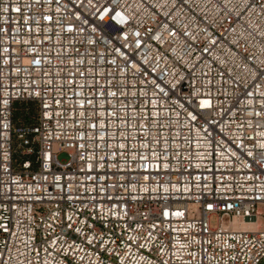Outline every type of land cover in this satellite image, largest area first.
Instances as JSON below:
<instances>
[{
    "label": "built area",
    "instance_id": "obj_1",
    "mask_svg": "<svg viewBox=\"0 0 264 264\" xmlns=\"http://www.w3.org/2000/svg\"><path fill=\"white\" fill-rule=\"evenodd\" d=\"M263 259L264 0H0V264Z\"/></svg>",
    "mask_w": 264,
    "mask_h": 264
},
{
    "label": "rangeland",
    "instance_id": "obj_2",
    "mask_svg": "<svg viewBox=\"0 0 264 264\" xmlns=\"http://www.w3.org/2000/svg\"><path fill=\"white\" fill-rule=\"evenodd\" d=\"M16 107H20L19 104H15ZM58 158L63 160L66 158V154L64 152H61L58 154ZM211 223L214 225L216 223V216L211 217ZM259 264H264V259L259 263Z\"/></svg>",
    "mask_w": 264,
    "mask_h": 264
},
{
    "label": "bare ground",
    "instance_id": "obj_3",
    "mask_svg": "<svg viewBox=\"0 0 264 264\" xmlns=\"http://www.w3.org/2000/svg\"><path fill=\"white\" fill-rule=\"evenodd\" d=\"M235 225H236V226H239V225H240V226H242V227H246L248 224H246V223H244V222H243V223H242V222L240 223V222H238V221L236 220V221H235Z\"/></svg>",
    "mask_w": 264,
    "mask_h": 264
}]
</instances>
